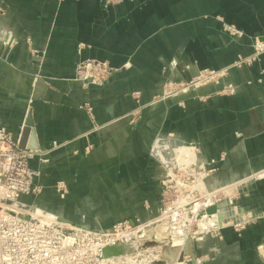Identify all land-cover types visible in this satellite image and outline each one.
Segmentation results:
<instances>
[{"label":"crops","instance_id":"0c3cea01","mask_svg":"<svg viewBox=\"0 0 264 264\" xmlns=\"http://www.w3.org/2000/svg\"><path fill=\"white\" fill-rule=\"evenodd\" d=\"M262 34L264 0H0V128L37 152L29 164L40 192L22 205L95 230L149 221L158 138L216 160V186L264 168V54L236 64ZM88 58L114 68L104 85L75 79ZM202 69L225 71L156 99L164 83ZM236 204L241 230L200 242L198 254H211L203 264H264V180Z\"/></svg>","mask_w":264,"mask_h":264},{"label":"built area","instance_id":"2783aa9c","mask_svg":"<svg viewBox=\"0 0 264 264\" xmlns=\"http://www.w3.org/2000/svg\"><path fill=\"white\" fill-rule=\"evenodd\" d=\"M228 30L241 34L231 26ZM252 44L253 53L239 57L236 64H251L264 54V34L253 37ZM224 71L202 69L189 81H171L164 87L160 100L185 92L190 86L201 82H219ZM110 73L111 68L106 62L87 59L79 63L75 77L84 84L102 85ZM229 89H233L232 85H229ZM178 144L188 152L181 149L178 150V155L172 154L171 157H176L177 160L172 172L166 174L164 181L168 180V187L176 176L182 183L185 176H177L176 171H195L199 187L202 188H199L198 192H207V202L201 201V197L191 202L168 201L156 219H125L111 227L95 230L61 222L52 214L44 215L43 211L36 213L38 209L35 206L30 209L19 206L22 204V196L40 192V186L35 182L37 172L29 164L37 152L20 147V142L13 132L1 127L0 264H154L163 259V254L168 248H179V254L183 252L192 258L199 255V243L202 240L213 237L221 241L222 230L231 225L241 230L244 220L238 213L234 197H229L234 191L231 187L236 185L242 190L251 180H264V168L253 172L245 180L243 178L232 185H226L225 190L228 189L230 193H226L229 199L224 202L217 198L220 192L212 188L213 186L205 190V185L212 180L218 169L216 160H201L199 151L193 146H185L183 143L175 145ZM58 188L61 191L64 185L60 184ZM214 206L215 210L210 211ZM221 209L224 210L222 214ZM153 225L160 231L150 232ZM189 240H192V244L187 248ZM117 244L130 246L132 250L105 257V248ZM192 246L195 248L194 252L191 250Z\"/></svg>","mask_w":264,"mask_h":264},{"label":"rangeland","instance_id":"374dc122","mask_svg":"<svg viewBox=\"0 0 264 264\" xmlns=\"http://www.w3.org/2000/svg\"><path fill=\"white\" fill-rule=\"evenodd\" d=\"M5 38L9 39V40H14L15 38H12L11 36H6ZM88 59H95V58H88ZM87 60V59H85ZM85 60H81L85 61ZM103 61V60H102ZM79 62V63H80ZM106 62V61H104ZM79 63L77 64V66L79 65ZM107 65L109 66V68H111V73L108 75V78L102 83V85H104L109 77L112 74V70L114 69L108 62H106ZM77 66H76V70H77ZM76 76V75H75ZM76 79V77H75ZM171 81H168L166 83H164V87L168 86L170 84ZM102 85H95V86H102ZM161 95V94H160ZM160 95L156 96L157 100H160ZM176 143L174 141H170L169 139H165V138H158V140L154 143V147L152 148V152L153 154L156 156V159L159 160L160 164H161V168L157 174V178L159 180V184H160V193H159V206H158V212L155 213L154 215H152L151 219H156L159 215L161 210L164 208V205L168 202V201H195L196 198L201 197L200 200L203 202H207V192L206 191H202V192H198L199 184L197 182V175L195 174V171H190L189 173H185L183 171H179V172H175L177 173V176H185L183 177L184 179L182 183L179 182V177H174V181L172 183H169L168 187H167V182L168 180H165L166 174H169L170 172H172L174 166H175V162H176V157H171L172 154H179L178 150H185V152L187 149L183 148L180 144L175 145ZM186 144L185 146H187V144L189 143H183V145ZM188 146H193V148L199 151V148H197V146L195 144H189ZM180 148V149H178ZM183 150V151H184ZM179 160V159H178ZM169 162V163H168ZM251 175V174H250ZM249 175V176H250ZM249 176H247L246 178H248ZM244 178V180L246 179ZM243 179V178H242ZM171 180V179H170ZM241 180V179H240ZM213 181V179L211 180ZM239 181V180H238ZM259 181V180H254V182ZM214 182V181H213ZM237 182V181H236ZM250 182H253L252 180ZM235 182H231L230 184H226V185H232ZM226 185H222V186H216L214 184H212V182L208 181L207 184L205 185V190H207L208 187H212V188H216V190H219L217 194V198H221L224 202L226 200L229 199V197H234V201H237L240 198V195L242 193L241 188H239V186L237 187L236 185L231 187V189H234V191L232 192V194L228 197L227 196V192L230 193V191H226L225 190V186ZM247 185V184H246ZM202 189V188H200ZM225 190V191H224ZM238 206V204H237ZM215 207V206H214ZM40 210V209H39ZM41 211L44 212V215L47 214H52L49 213L45 210ZM240 208L238 206V213H240ZM54 215V214H52ZM55 217H57L56 215H54ZM156 231H160L159 228H157L155 225H153L152 227H150V232L155 233ZM192 240H189L188 242H190ZM204 240H202L201 242H203ZM211 258V254L208 253L207 251L204 252L203 254H199V255H195L194 257L190 258V256H188V254H184V259L183 264H188L190 262H195L196 264H203L206 260ZM179 262V261H177ZM176 262V263H177ZM175 263V264H176Z\"/></svg>","mask_w":264,"mask_h":264},{"label":"water","instance_id":"95a60500","mask_svg":"<svg viewBox=\"0 0 264 264\" xmlns=\"http://www.w3.org/2000/svg\"><path fill=\"white\" fill-rule=\"evenodd\" d=\"M20 147L22 148H26L24 146V144H22V142L20 141ZM28 149H35V148H28ZM9 204H11V202H8ZM20 207L24 208V209H30L32 206H23L22 204H19ZM210 211H214L215 207H212L209 209ZM190 244H192V241L189 242L187 248L190 246ZM132 250V248L130 246L124 245V244H117L114 246H110L105 248L104 250V256L105 257H110L113 255H120L123 254L125 252H128ZM180 249L179 248H175V249H171L168 248L165 250L164 254H163V259L160 261H156L154 264H175L177 261L182 262L184 259V254L183 252H181V254H179Z\"/></svg>","mask_w":264,"mask_h":264},{"label":"bare ground","instance_id":"6f19581e","mask_svg":"<svg viewBox=\"0 0 264 264\" xmlns=\"http://www.w3.org/2000/svg\"><path fill=\"white\" fill-rule=\"evenodd\" d=\"M82 83H84V82H82ZM168 163H169V162H168ZM227 191H229V190L227 189ZM41 212H42V211L39 210V209L36 211V213H39V214H40ZM222 213H224V210H223V209H221V214H222ZM176 264H182V263L177 262Z\"/></svg>","mask_w":264,"mask_h":264}]
</instances>
